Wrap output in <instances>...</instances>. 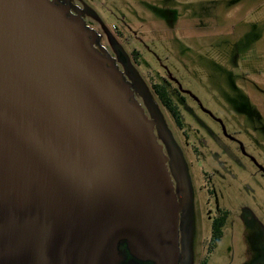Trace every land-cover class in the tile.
<instances>
[{"label": "water", "instance_id": "water-1", "mask_svg": "<svg viewBox=\"0 0 264 264\" xmlns=\"http://www.w3.org/2000/svg\"><path fill=\"white\" fill-rule=\"evenodd\" d=\"M95 39L69 5L0 0V264H178L186 198Z\"/></svg>", "mask_w": 264, "mask_h": 264}, {"label": "rangeland", "instance_id": "rangeland-1", "mask_svg": "<svg viewBox=\"0 0 264 264\" xmlns=\"http://www.w3.org/2000/svg\"><path fill=\"white\" fill-rule=\"evenodd\" d=\"M72 6L102 41L120 33L115 42L123 55L138 53L137 64L129 63L162 124L159 136L178 165L172 175L186 195L179 264L200 263L211 220L223 210L225 234L208 264H254L264 252V177L191 99L178 106V128L150 84L173 78L264 168V0H72Z\"/></svg>", "mask_w": 264, "mask_h": 264}, {"label": "flooded vegetation", "instance_id": "flooded-vegetation-1", "mask_svg": "<svg viewBox=\"0 0 264 264\" xmlns=\"http://www.w3.org/2000/svg\"><path fill=\"white\" fill-rule=\"evenodd\" d=\"M55 1L58 4L69 5L70 13H72L74 15L79 14L81 19H82L81 12H79L78 10L73 8L72 0H55ZM113 29H115V27H113ZM95 35H96L95 47L99 50L105 51L106 54H108L114 60L115 65L117 66L119 71L122 72L125 81L128 84H130V87L133 90L134 99L137 100L138 103L142 106L147 117L156 122V125L154 126V133L157 136L158 143H160L162 145L163 153L168 157L167 168L170 172V177L172 179L174 189H175L176 193L179 194L178 195L179 198L186 197L185 191L183 189L181 190L179 188V184H178L179 183L178 182L179 175H175L176 181L172 175V171L176 172V169H178L176 157L174 156L172 151H169L166 138L162 137V139H161L159 136V135L164 134L163 130H162V124H161L159 118L157 117V115H156V113L152 107V104L150 103V101L148 99H146V97H145L146 94L143 91L144 88L140 84L137 76L134 74L133 66L129 63V59H130V60H132V62L134 64H137V62H138L137 51H133L129 57L123 55L120 48L117 46V44L115 42L116 38L121 37L120 33H117L116 35L115 34L109 35L105 38L104 41H102V39L99 38L98 34L95 33ZM109 48L112 50L114 49L115 54H113V56L110 55ZM155 86L162 89V93L164 95V98L166 99L167 104H169L170 107H172V111L174 113H172L171 109H169L168 107H166L164 105V103L162 102V99L159 97V95L156 93V91L154 89ZM150 91L158 99V101L161 103V105L165 108V110L169 113L171 118L174 120L177 127L180 129L182 128V121H181V116L179 114L178 106L179 105L180 106L185 105L187 98L193 100L195 102V104H197V106L201 110V112H203L205 115L209 116L218 125V128H219L222 136L226 140L234 143L236 145L238 151L240 152V154L249 158L251 160V162H253V164L257 168L260 175L264 177L263 166H261L255 159H253L250 155H248L245 152L242 143L239 141V139H237L235 137V135L228 133V131L226 130V127L224 126L223 121L220 118L215 117L207 109L203 108L200 101L196 97L192 96L188 91L183 90L180 87V85L173 78H167V76H166L163 84L162 83H160V84L159 83H151L150 84ZM143 102H144L145 106L143 105ZM227 219H228V212L223 210V211H220L211 220L209 237L204 244L205 253H204V256H203V258L199 264H208V260L211 259L212 255L220 247L221 241H222L224 234H225L223 228L226 224ZM179 224H180V214H179ZM178 230H179V225H178ZM118 249H119L121 255L125 256V259L121 264L133 263L131 260V257L128 255L127 251L125 250L124 244H120ZM179 259H180V254H179ZM179 259H178V264L180 262ZM133 264H135V263H133ZM137 264H151V263H149V262H146V263L138 262ZM254 264H264V252H263V250H261V253L259 255V260H255Z\"/></svg>", "mask_w": 264, "mask_h": 264}, {"label": "trees", "instance_id": "trees-1", "mask_svg": "<svg viewBox=\"0 0 264 264\" xmlns=\"http://www.w3.org/2000/svg\"><path fill=\"white\" fill-rule=\"evenodd\" d=\"M154 89H155L156 93L159 95V97L162 99V102L164 103V105H165L166 107H168L169 109H171V112L174 113V112L172 111V107H170V105L167 104L166 99L164 98V95H163V93H162V89L159 88V87H157V86H155ZM164 101H165L166 103H165Z\"/></svg>", "mask_w": 264, "mask_h": 264}]
</instances>
